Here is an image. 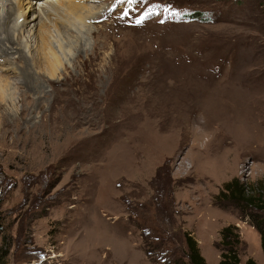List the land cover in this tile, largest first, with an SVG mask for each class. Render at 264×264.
<instances>
[{"label": "rangeland", "instance_id": "374dc122", "mask_svg": "<svg viewBox=\"0 0 264 264\" xmlns=\"http://www.w3.org/2000/svg\"><path fill=\"white\" fill-rule=\"evenodd\" d=\"M78 2L99 11L68 23L79 52L43 16L61 60L44 93L16 88L18 55H0V261L187 264L188 232L218 264L235 226L241 262L264 264L257 231L214 201L264 178V0ZM35 22L15 38L26 59Z\"/></svg>", "mask_w": 264, "mask_h": 264}, {"label": "bare ground", "instance_id": "6f19581e", "mask_svg": "<svg viewBox=\"0 0 264 264\" xmlns=\"http://www.w3.org/2000/svg\"><path fill=\"white\" fill-rule=\"evenodd\" d=\"M16 1V4L12 5V0H0V55L5 56V58H8V54L11 53H15L16 55H18L16 59H18V62L20 63V72L15 78L14 85L16 86V88H19L21 90L27 88L28 92L32 91V93H40V91L45 88L44 85L47 84V81L50 85L51 83L49 81H55L58 67L61 66V60L53 50L49 41L50 36H52L50 33V26L48 24H45L46 20H43V16L45 15V18L47 20L51 19L49 16H55L56 20L54 22H58V24H55L54 28L59 33V36H61V38L63 39H70V41L65 40L66 43H68L70 47L73 46L72 48L76 49L77 52H79L80 47H78L77 45L78 38L76 36L73 37L69 24H76L73 25L74 27L84 26L87 20H96V16L99 13V11L96 12L98 7L92 6L90 3L84 4L78 2L81 0H44V4L40 8V14L38 13L36 18L33 19L32 17L30 18L29 14L34 11V0ZM82 1L91 2L96 0ZM60 19H64L67 24L69 23L68 26L65 23H60L62 22L60 21ZM30 22H35L32 25L31 29L35 28L36 35L34 39H36V43L38 40V47L36 51V58L34 57L26 59L28 58V56H25V51H23L22 48L18 47L19 43L16 42L17 40L21 39L25 28L30 25ZM14 33H16V35H14ZM17 36L20 38H17L16 40L15 38ZM71 39L75 40L71 41ZM73 42L75 44H73ZM34 69L37 72L34 71ZM4 86L7 87V83L2 86L1 91L5 89ZM24 92H22V94ZM42 93H44V90L42 91ZM23 95L27 96V93H24ZM55 100L56 97L52 101ZM58 102L60 104L59 100H56L55 104ZM59 123L60 117L57 114L56 116L52 117V129L54 133V140L56 142H59L61 137V128L59 126Z\"/></svg>", "mask_w": 264, "mask_h": 264}, {"label": "trees", "instance_id": "16d2710c", "mask_svg": "<svg viewBox=\"0 0 264 264\" xmlns=\"http://www.w3.org/2000/svg\"><path fill=\"white\" fill-rule=\"evenodd\" d=\"M185 17L191 21H207L202 13L197 12L187 13ZM214 201L221 208L231 207L238 210L241 213V219L249 221L248 223L259 235L260 246L264 253V178L254 183H247L233 177L222 185ZM219 235L221 249L218 264H256L251 258L247 259L245 263L239 259L238 246L241 244V240L235 226L223 228ZM183 237L187 250V264H206L199 252L198 244L191 234L184 232ZM159 260L161 261V258ZM168 263L170 264V262Z\"/></svg>", "mask_w": 264, "mask_h": 264}, {"label": "snow or ice", "instance_id": "6c2138e0", "mask_svg": "<svg viewBox=\"0 0 264 264\" xmlns=\"http://www.w3.org/2000/svg\"><path fill=\"white\" fill-rule=\"evenodd\" d=\"M137 23H139V21H137Z\"/></svg>", "mask_w": 264, "mask_h": 264}]
</instances>
